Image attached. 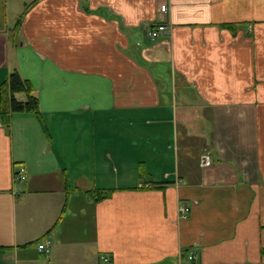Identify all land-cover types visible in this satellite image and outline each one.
<instances>
[{"label":"crops","instance_id":"1","mask_svg":"<svg viewBox=\"0 0 264 264\" xmlns=\"http://www.w3.org/2000/svg\"><path fill=\"white\" fill-rule=\"evenodd\" d=\"M15 70L0 264H264V0H0V107Z\"/></svg>","mask_w":264,"mask_h":264},{"label":"trees","instance_id":"2","mask_svg":"<svg viewBox=\"0 0 264 264\" xmlns=\"http://www.w3.org/2000/svg\"><path fill=\"white\" fill-rule=\"evenodd\" d=\"M19 22L20 20L17 24ZM19 94H22L23 97L20 98L18 96ZM1 95L0 117L5 124L9 123L12 113H31L35 115L44 132L47 133V128L39 108V102L33 93L32 86L18 71L11 72L9 77L2 83ZM145 173L144 170H140L141 177H145ZM109 193L110 190L95 189L92 191V198L94 200H100L105 198Z\"/></svg>","mask_w":264,"mask_h":264},{"label":"built area","instance_id":"3","mask_svg":"<svg viewBox=\"0 0 264 264\" xmlns=\"http://www.w3.org/2000/svg\"><path fill=\"white\" fill-rule=\"evenodd\" d=\"M162 10L165 9V5L161 6ZM169 33V25L164 22V21H158L154 24H151L148 26L147 28V32H146V36L148 38V40L153 41V40H157L161 37L166 36ZM199 163L201 166H208L211 163V154L208 151L203 152L200 157H199ZM26 179V171L23 165H19L14 171H13V175H12V180L13 183H19V182H23ZM179 216L180 217H185L187 216L190 207L185 205V204H181L179 205ZM51 245H52V240L50 238H46L43 241L37 243V248L39 250V252L44 255V256H48L50 249H51ZM104 260L108 261L109 259L107 257H104ZM187 258L192 261L196 258V254L195 253H189L187 255Z\"/></svg>","mask_w":264,"mask_h":264},{"label":"rangeland","instance_id":"4","mask_svg":"<svg viewBox=\"0 0 264 264\" xmlns=\"http://www.w3.org/2000/svg\"><path fill=\"white\" fill-rule=\"evenodd\" d=\"M127 119H128V115L127 116H125V117H123V118H121L120 119V122H119V128L116 126V125H114V129L113 130H128V122H127ZM117 120L118 119H114L113 121H114V123H116L117 122ZM111 127V124L109 125V128ZM136 130H143V129H136Z\"/></svg>","mask_w":264,"mask_h":264}]
</instances>
